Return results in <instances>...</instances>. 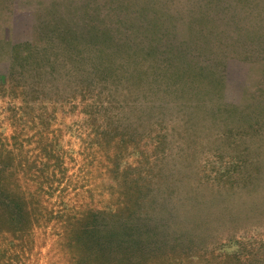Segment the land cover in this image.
Returning a JSON list of instances; mask_svg holds the SVG:
<instances>
[{"label": "rangeland", "instance_id": "rangeland-1", "mask_svg": "<svg viewBox=\"0 0 264 264\" xmlns=\"http://www.w3.org/2000/svg\"><path fill=\"white\" fill-rule=\"evenodd\" d=\"M18 3L0 25V184L19 185L36 221L23 232L0 229V264H104L74 244L90 212L100 239L133 230L142 239L148 229L156 257L123 264H264L262 61H248L247 76L249 64L230 58L209 114H173L165 96L156 102L165 112L88 116L65 68L17 67L10 78L12 46L37 38L35 0ZM219 3L222 49L245 26L264 45V0ZM40 44L59 46L52 36ZM99 82L103 97L110 84Z\"/></svg>", "mask_w": 264, "mask_h": 264}, {"label": "trees", "instance_id": "trees-1", "mask_svg": "<svg viewBox=\"0 0 264 264\" xmlns=\"http://www.w3.org/2000/svg\"><path fill=\"white\" fill-rule=\"evenodd\" d=\"M190 1L168 0L167 4V0H35L37 38L12 46L10 78L17 67L45 73L65 68L69 71L65 74L72 78L73 96L79 95L83 100V112L98 118L112 116V112H165L167 107L156 103L165 96L173 98L168 100L173 114L184 109L196 113L206 110L209 114L214 106L209 102H213L219 84L224 83L232 57L249 64L247 76L252 69L248 61H262L258 82L264 86V45L256 42L262 36L245 26L232 42H223L222 49L219 40L223 31L218 33L217 29V13L224 9L220 0ZM12 3L19 4L18 0H0V25L14 12ZM43 35L56 38L58 51L40 44ZM226 36L230 40L231 36ZM99 81L105 86L110 84L102 86L101 90L106 91L103 97L102 93L98 97ZM258 92L264 95V88ZM87 93L91 94L90 100ZM256 112L264 113L262 107ZM16 188L19 185L7 190L0 184V229L23 232L36 220L33 221L30 201ZM89 214L86 223L74 232L77 248L98 253L104 264L135 263L136 258L148 261L156 257L159 247L148 235V229L142 239L140 231L136 234L133 230L115 237L112 234L114 240L107 241L99 238L101 224L96 213ZM93 228H98V233L94 234Z\"/></svg>", "mask_w": 264, "mask_h": 264}]
</instances>
